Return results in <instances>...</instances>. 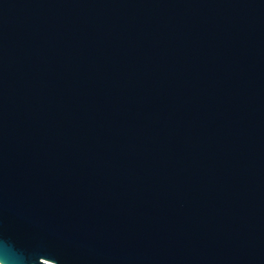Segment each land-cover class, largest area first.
I'll return each mask as SVG.
<instances>
[{
    "label": "water",
    "instance_id": "obj_1",
    "mask_svg": "<svg viewBox=\"0 0 264 264\" xmlns=\"http://www.w3.org/2000/svg\"><path fill=\"white\" fill-rule=\"evenodd\" d=\"M0 264H264V0H0Z\"/></svg>",
    "mask_w": 264,
    "mask_h": 264
}]
</instances>
